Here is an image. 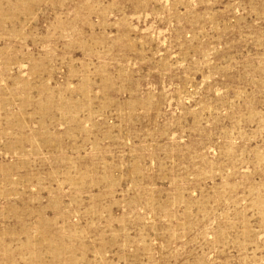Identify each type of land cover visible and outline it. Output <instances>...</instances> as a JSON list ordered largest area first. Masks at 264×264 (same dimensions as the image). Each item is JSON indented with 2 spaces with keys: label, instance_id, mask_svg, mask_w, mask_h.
Listing matches in <instances>:
<instances>
[{
  "label": "rangeland",
  "instance_id": "rangeland-1",
  "mask_svg": "<svg viewBox=\"0 0 264 264\" xmlns=\"http://www.w3.org/2000/svg\"><path fill=\"white\" fill-rule=\"evenodd\" d=\"M0 264H264V0H0Z\"/></svg>",
  "mask_w": 264,
  "mask_h": 264
}]
</instances>
